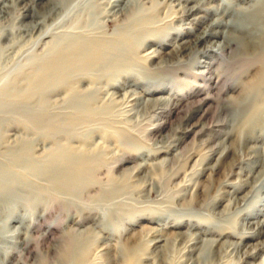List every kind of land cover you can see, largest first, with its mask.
Returning <instances> with one entry per match:
<instances>
[{
    "label": "rangeland",
    "instance_id": "obj_1",
    "mask_svg": "<svg viewBox=\"0 0 264 264\" xmlns=\"http://www.w3.org/2000/svg\"><path fill=\"white\" fill-rule=\"evenodd\" d=\"M109 1L0 0V264H264V56L215 47L256 0Z\"/></svg>",
    "mask_w": 264,
    "mask_h": 264
},
{
    "label": "bare ground",
    "instance_id": "obj_2",
    "mask_svg": "<svg viewBox=\"0 0 264 264\" xmlns=\"http://www.w3.org/2000/svg\"><path fill=\"white\" fill-rule=\"evenodd\" d=\"M41 1L42 0H38V3L41 2ZM120 2L122 3V0H111V1H109V11H108V14L107 15H113V14L122 13V10H123L124 5L121 6V3ZM4 6H7V5L4 4L3 7ZM86 14H87V12H86ZM219 24L220 23H218V22H214L212 24L213 25L212 28L215 27V26L216 27L219 26ZM91 25H92V23H91ZM223 26H225L226 28H228V30L226 31V33L223 34V36H222V42L217 43V45L215 46V47H217V50L218 51H220L222 53L225 49L228 50V48H230L232 46V44L234 42H236V45L238 44V46H239V48H238L239 53L246 54V55H250V57H251V55L255 56L257 54H262L261 56H264V0H256L248 8H240V9H238L236 16H234V18L231 19V21L224 23ZM84 27H85V25H84ZM212 28H210V29H212ZM230 30H233L234 33L236 32L235 33L236 36L230 34ZM221 33L222 32H219V31H213V30L212 31H209V30H205L204 32L201 33V35L198 36V41L208 40L210 37H213L216 34L220 35ZM80 47H81V45H80ZM210 47H213V46H210ZM76 51H78V48H76ZM99 54H101V53H99ZM89 59H91V58H89ZM262 59H264V58H262ZM237 60L238 59H236V61ZM76 61H77V59H76ZM89 61H91V60H89ZM79 62H81V61H79ZM254 62H256V61H254ZM70 63L71 62L69 61V59L66 60V58L64 56L58 55L55 59H53L51 62H49L48 64H45L42 67V73L40 74L39 79L38 80H35V82L31 86V88L37 89L38 85H40L41 82L46 81L45 79H47L48 74H52L54 71H57L58 69L63 71L64 69L68 68V66L70 65ZM255 81L256 82L253 84L254 91H255V88H256V90L257 89L264 88V67L261 68L260 74L258 76V79L255 80ZM254 91H253V93H254ZM259 92L261 93L260 90H259ZM252 97H253V95H252ZM260 109H262V108H260ZM262 114H263L262 116H264V110L262 111ZM261 120L263 121L264 120V117ZM256 122L259 124L260 123V120H258ZM55 155H58V158L56 156H53V158H55V157L56 158L53 161H51V163L49 165L48 164L46 165V167L48 166L47 168L43 167L44 165L42 166V168L39 167V166L38 167L37 166H34L29 161L25 163L26 164L25 166H26L27 170L28 169L34 170V171H36V173H42V174H45L47 176L53 177L52 179L53 180H56L55 181L56 182L55 184H56V187H57L58 186L57 185V182L58 181L59 182L61 181V183H60L61 186L64 185L65 182L67 183V181H65V180H66V178H68V176L65 178V180H64L65 182L62 180V178L65 177V176H63V175H65V172L63 170L70 168V166H69V163H68L69 161L67 162L65 160V158L64 159L63 158L61 159L60 156H59V153L58 154H55ZM63 156H64V154H63ZM26 159H27V157H26ZM12 160H13L14 164L16 163L17 165H20L19 163H21L23 161L20 154L14 155ZM83 161L84 160L81 161L82 163H80V165L83 164ZM49 162H50V160H49ZM56 168H59L60 169L59 171H61V172H58L57 173L55 171ZM2 170H3V168L0 167V172ZM70 170H72V169L70 168ZM62 171H63V175H62ZM83 171H85V170H83ZM72 172L74 174L76 172V170H75V172H74V170ZM69 173H71V172H69ZM82 173L80 174L81 176H82ZM73 174L72 173H71V175L69 174L70 177H73L72 176ZM17 179H18V177L15 176V175H10V177L7 179V176H3L2 173H0V193H5L6 192V188H7V185L6 184H7V182H8V186H10V184H11L10 181H12V180H15L16 181ZM5 182H6V184H5ZM66 183H65V185H66ZM71 183H72V181H71ZM12 186H13V183H12ZM72 186L74 187L75 185L73 184ZM66 187H68V186H66ZM10 188H11V186H10ZM59 188L62 189V187H59ZM11 190H12V188H11ZM10 217H12V216H9V218ZM13 218H14V216H13Z\"/></svg>",
    "mask_w": 264,
    "mask_h": 264
}]
</instances>
